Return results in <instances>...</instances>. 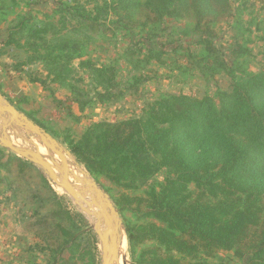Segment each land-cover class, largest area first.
<instances>
[{
	"label": "trees",
	"instance_id": "trees-1",
	"mask_svg": "<svg viewBox=\"0 0 264 264\" xmlns=\"http://www.w3.org/2000/svg\"><path fill=\"white\" fill-rule=\"evenodd\" d=\"M248 1L242 0L239 13ZM0 5L5 7L3 0ZM105 9L115 14L124 30L137 28L149 34L160 30L166 18L190 19L200 36L195 43L202 48H189V58L215 57L213 39L221 24L237 17L233 0H109ZM82 18L90 19L92 28L97 26L95 19ZM262 24L264 20L257 26ZM43 25L42 30H34L18 22L9 29L4 45H19L13 36L29 31L25 44L42 43L47 52L36 51L37 56L52 82L67 85L74 72L71 61L79 57L84 44L60 35L50 44L40 36L54 25ZM234 40L236 58L242 53L238 36ZM142 49L141 42L130 41L124 54L138 55V62L158 56L147 48L149 55L140 58ZM81 67L103 90L99 102L118 98L112 64L82 61ZM218 97L219 104L210 96L165 95L147 105L140 118L96 123L78 140L65 138L97 180H109L120 190L113 198L122 212L133 216L126 223L133 264H212L209 260L221 252H233L246 264H264V71L244 84H232ZM6 157L0 149V168L12 176L14 165L13 177L29 184L26 174L36 173L35 167L20 158L3 163ZM9 185L15 191L22 188L11 178ZM49 192L48 198L35 194L31 201L46 208L57 197L51 188ZM56 208L43 215L34 212L41 228L35 235L62 253L73 244L75 234L68 229L72 215L57 202Z\"/></svg>",
	"mask_w": 264,
	"mask_h": 264
},
{
	"label": "rangeland",
	"instance_id": "rangeland-1",
	"mask_svg": "<svg viewBox=\"0 0 264 264\" xmlns=\"http://www.w3.org/2000/svg\"><path fill=\"white\" fill-rule=\"evenodd\" d=\"M106 1L109 0H3L5 7L0 9V92L70 151L65 138L70 136L78 140L96 123L112 124L140 118L147 105L169 94L194 98L210 96L219 104V92L232 84H244L251 76L264 71V24L257 26L264 20V0H249L240 13L237 8L242 0H233L237 17L221 24L218 37L213 39L215 57L206 55L204 58L188 57L189 48H202L195 43L200 40V36L190 19L166 18L160 30L150 34L137 28L124 30L115 14L105 9ZM82 16L95 19L97 26L92 28L90 19L84 20ZM12 21H15V25L24 21L34 30H42L45 22L52 23L54 26H49L46 34L40 37L53 45L52 40L59 35L84 44L79 57L71 61L74 72L67 85L52 82V77L37 56V52L41 55L47 52L42 43L36 42L35 46L25 44L29 31L13 36L19 45H4L8 40L9 29L15 26L11 24ZM238 21L241 22L240 26H237ZM235 36H238L242 53L236 58L232 54ZM130 41L141 42L143 51L140 58L149 55L147 48L158 56L150 61L138 62V55L124 54ZM82 61H90L98 66L112 64L116 68L118 89L115 94L121 93L118 98L99 102L98 94L103 90L96 86L87 69L81 67ZM200 61L203 62L202 66ZM206 61L208 63L205 66ZM0 128L3 129L1 124ZM6 133L25 146L11 132ZM0 149L7 156L3 163L9 158H20ZM40 151L49 158L45 148L41 147ZM81 165L87 169L83 163ZM10 167L14 172L12 176L7 169L0 168V264H102V247L92 227V218L35 166L36 173L26 174L25 180L29 184L13 177L16 168L14 165ZM38 174L47 180L48 186L57 196L43 209L31 201L35 194L43 199L51 195L50 188L40 181ZM91 176L110 195L126 226L133 216L122 212L113 198L120 190L109 180H97L93 174ZM10 178L22 188L16 191L12 189ZM163 179L164 175L158 178L159 181ZM72 181L76 183L74 179ZM109 189L114 191L109 192ZM190 189L195 191V186L191 185ZM56 202L72 215L73 224L68 229L75 234L73 244L62 253L35 235L41 228L36 225L38 216L34 212L43 215L56 210ZM125 245L120 261L125 264V257L126 264H133L128 236ZM209 262L246 264L236 258L233 252H221Z\"/></svg>",
	"mask_w": 264,
	"mask_h": 264
},
{
	"label": "water",
	"instance_id": "water-1",
	"mask_svg": "<svg viewBox=\"0 0 264 264\" xmlns=\"http://www.w3.org/2000/svg\"><path fill=\"white\" fill-rule=\"evenodd\" d=\"M0 124L6 132H11L25 144H20L9 135H0V148L35 166L49 181L67 193L80 210L93 220L92 227L102 247V264H120L127 239L126 226L110 195L103 191L70 150L21 112L1 92ZM41 147L46 149L50 159L41 153ZM123 261L126 264L125 257Z\"/></svg>",
	"mask_w": 264,
	"mask_h": 264
},
{
	"label": "bare ground",
	"instance_id": "bare-ground-1",
	"mask_svg": "<svg viewBox=\"0 0 264 264\" xmlns=\"http://www.w3.org/2000/svg\"><path fill=\"white\" fill-rule=\"evenodd\" d=\"M0 135H5V136H7V133H6V131H5L4 129H1V128H0ZM18 144H19V143H18ZM49 159H50V158H49ZM73 170L76 171L75 167H73ZM125 247H126V245L124 244L123 249H122V253H124V251H125ZM120 264H122L121 261H120Z\"/></svg>",
	"mask_w": 264,
	"mask_h": 264
}]
</instances>
